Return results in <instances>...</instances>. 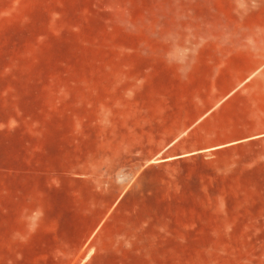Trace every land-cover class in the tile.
<instances>
[{
	"label": "rangeland",
	"instance_id": "1",
	"mask_svg": "<svg viewBox=\"0 0 264 264\" xmlns=\"http://www.w3.org/2000/svg\"><path fill=\"white\" fill-rule=\"evenodd\" d=\"M0 264H264V0H0Z\"/></svg>",
	"mask_w": 264,
	"mask_h": 264
},
{
	"label": "crops",
	"instance_id": "2",
	"mask_svg": "<svg viewBox=\"0 0 264 264\" xmlns=\"http://www.w3.org/2000/svg\"><path fill=\"white\" fill-rule=\"evenodd\" d=\"M234 89H233V87L229 90V91H233Z\"/></svg>",
	"mask_w": 264,
	"mask_h": 264
}]
</instances>
